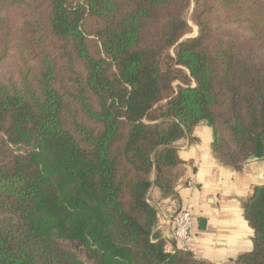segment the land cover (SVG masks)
<instances>
[{"label":"trees","instance_id":"1","mask_svg":"<svg viewBox=\"0 0 264 264\" xmlns=\"http://www.w3.org/2000/svg\"><path fill=\"white\" fill-rule=\"evenodd\" d=\"M202 122L221 164L264 159V0H0V264H216L149 196ZM243 209L232 264H264V184Z\"/></svg>","mask_w":264,"mask_h":264},{"label":"crops","instance_id":"2","mask_svg":"<svg viewBox=\"0 0 264 264\" xmlns=\"http://www.w3.org/2000/svg\"><path fill=\"white\" fill-rule=\"evenodd\" d=\"M189 137L178 142L180 156L187 162L177 194L164 198L154 186L149 194L157 210L153 232L166 241L168 251H175L173 219L190 202L195 206L194 240L188 249L198 258L216 264L232 260L253 248V230L244 217L243 201L255 185L264 184V159L247 163L237 171L221 164L213 148V130L200 123Z\"/></svg>","mask_w":264,"mask_h":264},{"label":"built area","instance_id":"3","mask_svg":"<svg viewBox=\"0 0 264 264\" xmlns=\"http://www.w3.org/2000/svg\"><path fill=\"white\" fill-rule=\"evenodd\" d=\"M195 220V206L190 202L184 204L176 213L173 219V236L177 249L189 250L188 246L194 240Z\"/></svg>","mask_w":264,"mask_h":264},{"label":"rangeland","instance_id":"4","mask_svg":"<svg viewBox=\"0 0 264 264\" xmlns=\"http://www.w3.org/2000/svg\"><path fill=\"white\" fill-rule=\"evenodd\" d=\"M191 25L193 28H192V31L190 32V34L188 36H195L198 33V28L195 26V24L193 22H191Z\"/></svg>","mask_w":264,"mask_h":264},{"label":"water","instance_id":"5","mask_svg":"<svg viewBox=\"0 0 264 264\" xmlns=\"http://www.w3.org/2000/svg\"><path fill=\"white\" fill-rule=\"evenodd\" d=\"M257 160H259L257 157H253V158L248 159V163H251Z\"/></svg>","mask_w":264,"mask_h":264}]
</instances>
